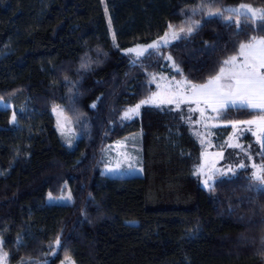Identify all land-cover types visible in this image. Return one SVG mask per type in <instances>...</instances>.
<instances>
[{
  "label": "trees",
  "instance_id": "obj_1",
  "mask_svg": "<svg viewBox=\"0 0 264 264\" xmlns=\"http://www.w3.org/2000/svg\"><path fill=\"white\" fill-rule=\"evenodd\" d=\"M240 5L264 9V0H0V249L9 264L33 261L35 241L56 244L48 264L66 256L74 264H264V189L250 170L205 188L196 172L202 148L177 113L144 107L121 117L155 90L152 74L204 84L241 43L264 35L246 15L239 29L224 17ZM193 8L191 34L136 62L124 54L181 26ZM169 56L179 72L166 68ZM53 105L80 115L71 149ZM258 114L227 108L219 118ZM230 131L217 129L216 142ZM245 140L264 165L262 147ZM116 141L136 147L140 175L101 174ZM62 184L71 203H48Z\"/></svg>",
  "mask_w": 264,
  "mask_h": 264
},
{
  "label": "rangeland",
  "instance_id": "obj_2",
  "mask_svg": "<svg viewBox=\"0 0 264 264\" xmlns=\"http://www.w3.org/2000/svg\"><path fill=\"white\" fill-rule=\"evenodd\" d=\"M240 6L235 8H226V11L224 12V17L226 19L234 20H239L242 16L245 15L250 17V13L247 11V9H242ZM250 7L253 8L252 6ZM256 10L264 9L259 8ZM195 11L196 8H193L190 11V14L185 17L184 22L181 26H172L171 29L168 28L166 32L167 35H165V33L162 36L164 37V40H162L160 37L154 42H157L159 44V47L168 46L175 42L179 37L188 34L187 27H195L196 25L195 21L191 18L195 14ZM257 16H259V12L257 13ZM181 28H184L185 31L181 32ZM109 29L110 36H113L111 27H109ZM174 32L177 38H174ZM165 40L167 41V43H165ZM154 42L148 45H151ZM148 45L134 46L130 48L133 51H129L130 49H127L124 51V54L128 55L133 62H136L147 51L159 48H148ZM139 52H143L144 54L138 56L137 53ZM1 55L2 54H0V56ZM173 65L174 63L172 62V59H166V68L176 71V67H174ZM229 65L225 67V72L221 83H229L230 81L227 79L228 75L226 74H230L232 71L239 70L240 64L236 65L235 67H232V70H228ZM184 81L187 80L174 79L165 73L154 75L152 74L150 76L149 82L154 86L155 90L152 93H149L148 97L143 100L152 98L153 103L141 105L139 113L144 107L165 108L177 113L181 121L188 125L191 134L198 141L202 148L201 160L196 168V172L197 169H199V173L197 174L200 178V182L203 187L209 188L212 185L215 176L217 175L234 174L235 172L240 171L242 169H249L252 178V173L256 171V169H254L252 166H264L261 163L260 159H258L259 156L257 153V149L253 148L251 144L245 140V136H251L252 142L256 144V147L258 148L261 146V143L258 142L257 136H254L252 134L253 132H258L256 126L245 125L240 122L221 121L219 117L222 111L226 110L227 108L240 107L226 106L225 108H219V106L216 105L217 110L213 111V108L210 107L208 103H205V97L201 95H193L192 92L189 90V84L182 83ZM169 100H171L172 103H167V101ZM161 101L164 102L161 103ZM212 103L215 102L213 101ZM0 107H7V103L1 98ZM129 108L125 109L122 112L121 117H123L125 111H127ZM201 111H203V115L201 114ZM64 112L65 111L64 109H62L61 106L53 105L52 113L55 118L57 130L60 134L62 141L66 145H68V148L71 149L75 145L72 144L73 141L79 136L78 133H76V127H79L78 123L79 121L81 122V118L75 110L71 111L74 115L69 117H67ZM138 115H132V118ZM13 116L14 115L12 114L11 123L15 124L16 120H13ZM257 117H255L254 119H257ZM233 124H235L236 126L233 127ZM225 126H230L231 131L225 137V139L218 144L216 142V130ZM236 145H239V147H236ZM240 164H244L245 167L240 168ZM100 172L102 175H106L109 177H131L140 175L141 169L139 167V159L136 153V147L134 145L128 147L124 141H116L106 146ZM205 180H207V185L205 184ZM251 183L254 187L264 189V185H262L259 181L254 180L253 178L251 179ZM46 201L48 203H71L72 196L67 184H62L59 191L56 193L48 192L46 195ZM1 243L2 241L0 238V248ZM33 246V261H31L30 263L23 264H48V258L50 256H53L57 249L56 244L49 243L43 245L41 241H35ZM43 247H45V251L43 250ZM4 253L5 252L0 249V257H2ZM0 264H9L8 259L0 260ZM60 264H74V262L66 256Z\"/></svg>",
  "mask_w": 264,
  "mask_h": 264
},
{
  "label": "snow or ice",
  "instance_id": "obj_3",
  "mask_svg": "<svg viewBox=\"0 0 264 264\" xmlns=\"http://www.w3.org/2000/svg\"><path fill=\"white\" fill-rule=\"evenodd\" d=\"M242 9H247L250 13V17L253 21H259L254 24V27L264 32V10H256L251 8L248 5H241ZM259 12V16L257 13ZM220 11L208 12V16H220ZM237 28L240 27V21H236ZM199 24L195 25V28H198ZM171 29L172 26L169 25ZM195 28L193 26L187 27V33L191 34ZM181 32H184L185 29L181 28ZM167 35V33L165 34ZM174 38L176 37L175 32L173 33ZM164 40V37H161ZM165 43L167 41L165 40ZM159 44L154 42L151 45H148V48H157ZM129 51H133L130 49ZM143 52L137 53L138 56L143 55ZM239 54L244 57L243 62L239 65L238 71H232L227 79L229 83H221V80L224 76L225 69L224 67L220 68V73L212 76L204 84H194L188 81L182 83L189 84V90L193 95H201L205 97V103H208L210 107L213 108V111L217 110L216 105L219 108L234 107L238 106L240 108H246L249 110H259L257 119L246 120L240 123L245 125H255L258 132H253L254 136H257L258 142L261 143L262 150H264V73L260 69H264V35L262 36H252L247 43H241L239 45ZM166 59L171 60L172 57H166ZM237 60L236 56H231L228 59L223 61L224 65L233 64ZM176 70L179 72L180 69L174 64ZM215 103H212V102ZM164 101H161L163 103ZM153 103V99L149 98L146 100H141L140 103L136 104L134 107L129 108L125 111L123 119H131L132 115H138L141 105ZM167 103H172L171 100ZM203 115V111H201ZM15 120V115L13 116ZM236 125L233 124V127ZM250 130V129H249ZM259 133V135H258ZM239 147V145H236ZM240 168H244V164L239 165ZM256 171L252 173V178L256 181H259L264 185V166H252ZM199 173V169H197ZM207 185V180H205ZM51 198V197H50ZM70 199V196H69ZM56 243L59 244L60 240L57 238ZM8 254L4 253L0 260L7 259Z\"/></svg>",
  "mask_w": 264,
  "mask_h": 264
},
{
  "label": "crops",
  "instance_id": "obj_4",
  "mask_svg": "<svg viewBox=\"0 0 264 264\" xmlns=\"http://www.w3.org/2000/svg\"><path fill=\"white\" fill-rule=\"evenodd\" d=\"M236 57H237V60H236V62H235V65L230 64L228 70H232V67H235L236 65L241 64V63L243 62L244 57L241 56V55L239 54V52L237 53ZM226 66H227V65H224V66H223L224 69H225ZM260 71H261L262 73H264V69H260ZM226 75H229V74L227 73ZM0 108H1V107H0ZM33 245H34V244H33ZM33 247H34V246H33Z\"/></svg>",
  "mask_w": 264,
  "mask_h": 264
}]
</instances>
